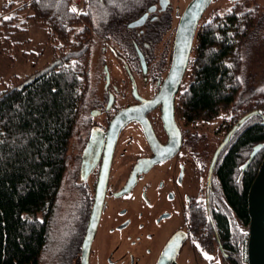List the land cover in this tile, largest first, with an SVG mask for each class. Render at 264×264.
<instances>
[{"label": "trees", "instance_id": "obj_1", "mask_svg": "<svg viewBox=\"0 0 264 264\" xmlns=\"http://www.w3.org/2000/svg\"><path fill=\"white\" fill-rule=\"evenodd\" d=\"M29 17L46 26L52 41H61L59 57L21 85L0 90V264L37 263L47 242L42 220L57 200L69 164V150L91 89L89 61L96 29L88 6L72 12L75 0H24ZM159 0H113L103 6L107 29L127 26ZM87 0H84V7ZM10 1L5 9L12 8ZM229 9L231 11L229 12ZM84 13H87L85 15ZM19 15L0 19V30H21ZM21 23V22H20ZM256 24L252 9L240 2L199 23L184 88L177 98L181 123L213 121L227 133L246 113L264 114V88L242 107V44ZM115 31L111 28V33ZM264 142L261 115H253L222 150L213 176L208 207L197 216L201 245L212 252L219 240L227 261L248 264V191L264 157V147L244 168L253 147ZM195 231V232H197Z\"/></svg>", "mask_w": 264, "mask_h": 264}, {"label": "flooded vegetation", "instance_id": "obj_2", "mask_svg": "<svg viewBox=\"0 0 264 264\" xmlns=\"http://www.w3.org/2000/svg\"><path fill=\"white\" fill-rule=\"evenodd\" d=\"M169 2L165 8L160 0L152 5L142 24L126 26L128 32L116 27L122 49H113L124 72L115 89L110 78L107 100L90 102V115L78 123L65 176L71 181L61 185L57 200L43 213L47 242L38 262L30 264L41 259L42 264H204L209 261L204 253H211L213 262L233 264L219 240L212 252L201 245L206 227L197 231L195 225L213 192L216 165L211 180L209 171L219 144L212 155L199 151L198 130L176 115L188 67L175 95L176 125L163 121L165 100L147 111L150 123L133 120L118 132L110 123L121 109L156 97L170 71L181 14L174 21L166 13ZM179 134L176 152L148 168L142 164L155 155L152 140L166 145Z\"/></svg>", "mask_w": 264, "mask_h": 264}, {"label": "rangeland", "instance_id": "obj_3", "mask_svg": "<svg viewBox=\"0 0 264 264\" xmlns=\"http://www.w3.org/2000/svg\"><path fill=\"white\" fill-rule=\"evenodd\" d=\"M10 1H13V6L6 10L5 6ZM110 1L113 0H87L85 7L84 0L74 1V7L79 10L78 12L88 6L93 10L94 25L96 27L90 47L89 73L91 89L86 101L87 106L85 105L82 109L79 123H85L90 115V102L96 103L100 101L103 104L107 100V70L111 78L109 86L114 89L115 83H119L122 72H124L121 62L116 58L114 52V49L119 51L122 49L119 47V41L114 37L116 33H108H111V28L115 31L116 27L107 29L108 27H105L102 23L103 6ZM189 1L170 0L166 13L177 20V15L182 13ZM234 1L240 2L241 9H252L256 15V24L242 44L243 66L240 73L242 90L239 100L243 101L241 106L244 107L256 100V90L264 88V0H213L199 23L205 22L217 12H223L230 8ZM24 4V0H0V19L7 15L17 14L19 15L18 23L22 28L14 32L0 30V90L21 85L59 57L61 41L50 40L46 26L37 23L29 17L32 11L28 7L22 8ZM123 29L127 32L129 31L126 26ZM188 74L189 69L185 80ZM184 85L181 90H183ZM228 119V115H222L213 121L193 124L194 130H198L196 134L199 140L196 146L199 151L204 148L208 150L209 155H212L223 139L224 129L218 130V127L223 122L227 123ZM78 125L77 123L69 153H73L72 148L76 141L75 133ZM68 157L71 167L72 161L69 154ZM67 175L68 173L66 172L65 176ZM65 176L62 184H69L71 180H65ZM209 254L212 256L211 253ZM199 256L201 257L202 255L199 254ZM204 264H219V262L209 260L208 262L204 261Z\"/></svg>", "mask_w": 264, "mask_h": 264}, {"label": "water", "instance_id": "obj_4", "mask_svg": "<svg viewBox=\"0 0 264 264\" xmlns=\"http://www.w3.org/2000/svg\"><path fill=\"white\" fill-rule=\"evenodd\" d=\"M213 0H190L180 15V19L176 29L173 59L170 71L165 78L161 88L151 100H144L141 105L123 108L111 120V127L116 132L125 124L133 120L140 123H150L147 118V111L161 101L163 103V121L164 123H173L176 125L175 117V95L178 92L181 82L186 73L191 52L194 45L199 22ZM169 0H160L162 8H165ZM199 3V7L196 5ZM155 6L149 8L154 10ZM146 18L143 15L139 19L130 23V26L142 24ZM107 69V68H106ZM110 81V73L107 70V85ZM136 90V87H135ZM136 93V91H135ZM168 100V102H167ZM112 99H110L107 109L111 107ZM261 115L262 123H264V114L260 109H253L243 115L226 133L222 141L216 148L211 165L209 179L211 180L213 169L218 161V158L231 140L233 135L240 129L243 124L253 115ZM179 131V129H178ZM180 144V134L177 140H172L166 145H162L157 140H152L151 145L155 155L142 161L143 165L152 166L161 159L171 156L176 152ZM264 147V142H260L253 147L248 160L243 165L246 168L257 153ZM248 214H249V231L247 239V261L248 264H264V157L259 166L258 172L248 191Z\"/></svg>", "mask_w": 264, "mask_h": 264}, {"label": "snow or ice", "instance_id": "obj_5", "mask_svg": "<svg viewBox=\"0 0 264 264\" xmlns=\"http://www.w3.org/2000/svg\"><path fill=\"white\" fill-rule=\"evenodd\" d=\"M197 7H199V3L196 5ZM71 11L72 12H78L79 10L77 9V8H75V7H73L72 9H71ZM231 11V9H229V12ZM85 15H87V13H84ZM197 247H199V245H197ZM173 250V246H171L170 245V247H169V249L165 252V257L167 258L168 257V255H169V253L171 252ZM204 256H205V258L206 259H208V260H212L213 258L211 257V256H209L207 253H204Z\"/></svg>", "mask_w": 264, "mask_h": 264}]
</instances>
